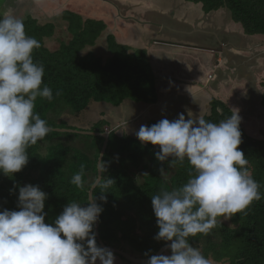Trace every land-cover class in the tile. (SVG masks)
Masks as SVG:
<instances>
[{"label": "trees", "instance_id": "obj_1", "mask_svg": "<svg viewBox=\"0 0 264 264\" xmlns=\"http://www.w3.org/2000/svg\"><path fill=\"white\" fill-rule=\"evenodd\" d=\"M193 1L201 3L205 12L225 7L231 11L233 20L243 25L246 33L264 35V0ZM65 13L60 21H64L72 37L68 41H61L56 50L46 46L45 38L55 35L57 24L52 20L40 23L33 16L23 21L26 34L40 42L41 46L34 50L33 56L44 65L43 83L53 93L51 102L37 98L35 112L54 130L27 149L29 162L22 171L11 178L0 173V210H16L19 189L16 188L15 193L10 191L14 185H39L47 193L46 223H52L69 202H86L89 186L98 175L96 166L105 142L102 135L58 130L83 131L70 127L65 120L58 123L52 117L51 114L59 112V103L64 102L76 112H82L93 102L120 106L127 99L146 103L157 101L156 76L146 49L132 51L128 45L117 42L114 34H106L108 25L101 19L89 17L85 20L77 12ZM105 35L107 49L111 53L106 60L90 49ZM261 79L259 86L264 87V77ZM57 91L61 93L59 96L56 95ZM262 104L264 106V94ZM211 107V114L204 119L215 123L229 117L233 111L218 99L212 100ZM155 123L157 121L152 120L149 126ZM110 130L108 121L102 119L90 131L105 133ZM240 130V149L249 162L247 167L251 174L261 185L260 192L264 194V138L250 135L242 123ZM110 132L103 160L107 163L116 157L119 166L105 175L114 178L115 183L106 190L109 192L107 202L98 201L104 209L100 215V236L109 246L126 250L140 258H148L145 253L155 255L162 246L170 243L154 239L159 229L151 196L157 194L162 187L171 190L182 186L189 178V165L187 161L183 165H177L173 168L172 178L168 180L159 173L162 165L155 157L158 146H142L133 136ZM63 135L81 138L84 147L77 148L60 141L59 138ZM46 142L49 143L48 150L42 153ZM146 159L148 163L144 168L147 173L143 183H137L127 167L138 169ZM163 166L166 172L170 170L167 162ZM81 167L85 173L83 190L70 183L72 176ZM99 191L97 188V196ZM217 221L210 234L189 238V242L198 247L210 262L216 264H264V195L261 200L250 205L246 215L233 216L230 224L223 217H218ZM96 238L101 246L97 235ZM167 252L171 254L170 250Z\"/></svg>", "mask_w": 264, "mask_h": 264}, {"label": "clouds", "instance_id": "obj_2", "mask_svg": "<svg viewBox=\"0 0 264 264\" xmlns=\"http://www.w3.org/2000/svg\"><path fill=\"white\" fill-rule=\"evenodd\" d=\"M40 46L26 34L22 19L0 14V173L10 178L28 164L27 149L54 130L35 112L38 97L53 99L43 83L45 67L33 56ZM236 110L218 123L186 119L181 113L135 132L142 146H158L160 176H167L166 162L168 168L185 161L189 165L182 186L162 187L151 196L159 229L154 239L170 242L171 254L145 253L146 264H211L189 238L210 234L218 217L246 215L250 205L262 199L261 185L240 149L241 117ZM96 167L86 202H69L52 223H46L47 193L39 185H14L10 191L19 189L16 210H0V264H115V254L98 245L94 231L104 210L98 201L107 202L106 190L115 180L104 175L107 164L102 158ZM84 175L81 167L70 183L83 190Z\"/></svg>", "mask_w": 264, "mask_h": 264}, {"label": "crops", "instance_id": "obj_3", "mask_svg": "<svg viewBox=\"0 0 264 264\" xmlns=\"http://www.w3.org/2000/svg\"><path fill=\"white\" fill-rule=\"evenodd\" d=\"M96 1L97 6L102 3L112 10L120 21L114 31L109 26L106 34H114L117 42L132 51L146 49L156 76L155 103L130 99L120 106L99 103V120L108 121L110 131L137 138L135 132L152 120L171 121L181 113L186 119L205 118L212 112L213 99L239 110L244 127L246 118L256 113L257 105L249 102L247 92L261 88L257 75L264 74V35L246 33L229 9L205 12L202 4L193 0H185L181 7H174L177 0ZM195 4L201 6H191ZM119 7L129 8L132 14L124 15ZM246 84L254 88L247 90ZM237 95L240 100L232 102ZM115 264L130 262L115 255Z\"/></svg>", "mask_w": 264, "mask_h": 264}, {"label": "rangeland", "instance_id": "obj_4", "mask_svg": "<svg viewBox=\"0 0 264 264\" xmlns=\"http://www.w3.org/2000/svg\"><path fill=\"white\" fill-rule=\"evenodd\" d=\"M97 3L98 2L96 0H0V14L10 13L16 16L17 18L22 19L23 21L27 19L29 16H33L34 18H37L40 23L49 22L52 20L51 22L57 24L56 33L52 37L45 38V43L46 46L51 50H56L59 48L61 41H68L72 37V35L67 31L66 26L64 25L65 24L64 21H60L62 16L66 14L65 13L66 11L77 12L81 14L83 16V19L85 20L88 19L89 17H92V19L95 18L101 19L105 21L108 27L110 26L109 28L112 31L115 30L116 25L120 21L118 22V20L116 19L117 17L115 18L114 13L111 12L112 10L108 9V7H104L102 3L99 7L97 6ZM184 3L185 0H177L174 4V7L184 6ZM191 6L200 7L201 4L200 5L195 4ZM119 9L123 11L124 15L132 14L129 8L119 7ZM119 31H120V27L117 30V33L121 36L122 33H120ZM90 49L94 50V52L99 56H101L104 60H106L111 55V53L107 49V42L105 37L99 38L96 42V45L94 47H91ZM259 74L257 76H259L260 84H261V80H262L261 78L264 77V74L261 75ZM242 88L245 90L244 84ZM251 88L254 87L251 86L250 84L246 86L247 90ZM223 89L224 92L227 93L226 89L222 88V90ZM247 94H249L248 97H250L249 102L255 103V105H257L258 110L256 109V113H253V116L251 118H246L245 129L248 131L250 135H252L255 138H260V139L264 138V106L262 104L264 87H261L260 90L258 89V91H255L253 93L247 92ZM233 99L234 100H232V102L239 101L240 97L239 95H237ZM58 108H59V112L51 114L52 117H55L57 119L58 123H60L62 120H65L68 122V125L70 127L77 128L83 131L91 130L95 122L99 120L101 116V113L99 111V109H101V104H99V102H93L88 107V109L82 112H76L64 102H60ZM104 108L105 106H102V110H104ZM106 109L108 110L107 107ZM249 114L250 113H247V116H249ZM107 115L104 117L107 118ZM242 123L244 124V121H242ZM143 125L146 124L144 123ZM130 131L131 130H129V132ZM59 140L77 148L84 147L83 140L75 136L69 138L63 135L59 138ZM48 145H49L48 142L43 144L42 153L47 152ZM143 163L144 164L139 169H135L134 167L127 165L128 166L127 169L129 173H131L134 176L137 183H143L144 175L147 173V169L144 168V165L148 163L147 159ZM106 164H107V172H105L104 175H108V173L111 170L117 168L119 166V160L116 157H113ZM166 173H167L166 179L170 180L174 174L173 168H170V170L167 171ZM224 221H226L229 224L231 223L230 220H224ZM164 254L169 255L168 252ZM115 255L118 256L117 254ZM132 255L138 257L136 254H132ZM130 264H134V263L130 262ZM211 264H216V263L211 262Z\"/></svg>", "mask_w": 264, "mask_h": 264}, {"label": "water", "instance_id": "obj_5", "mask_svg": "<svg viewBox=\"0 0 264 264\" xmlns=\"http://www.w3.org/2000/svg\"><path fill=\"white\" fill-rule=\"evenodd\" d=\"M58 130H61V131L70 130V131H73V132H80V133H83V134H90V135H102L105 138V142H104L103 148L101 150L98 162L100 161V158H102V159L104 158V155H105V153L107 151V147H108L109 137H110V133H111L110 131L109 132H105V133H99V132H94V131H79V130L75 131V130H72V129H58ZM99 226H100V217H99V220H98L97 224L95 225V231H96V235L98 237V241H99L101 247L109 248L110 250L113 251V253L124 257L127 261H130V262H132L134 264H146V261H147L148 258L136 257V256L132 255L131 253L127 252L126 250L107 245L102 240V238L100 236ZM169 250L170 249L167 247V244H166V245L162 246L161 249L155 255L164 254V253H166Z\"/></svg>", "mask_w": 264, "mask_h": 264}, {"label": "built area", "instance_id": "obj_6", "mask_svg": "<svg viewBox=\"0 0 264 264\" xmlns=\"http://www.w3.org/2000/svg\"><path fill=\"white\" fill-rule=\"evenodd\" d=\"M209 78H212V75L211 74L209 75Z\"/></svg>", "mask_w": 264, "mask_h": 264}]
</instances>
